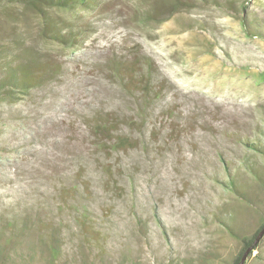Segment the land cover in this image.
Wrapping results in <instances>:
<instances>
[{
	"label": "rangeland",
	"instance_id": "374dc122",
	"mask_svg": "<svg viewBox=\"0 0 264 264\" xmlns=\"http://www.w3.org/2000/svg\"><path fill=\"white\" fill-rule=\"evenodd\" d=\"M7 4L0 0V78L16 33L62 69L23 99L0 102V210L36 214L24 200L41 194V211L61 228L55 264H233L264 222V0H97L52 10L64 32L82 30L67 49L44 43L37 20ZM141 56L160 72L151 83L142 64L127 83L114 75L112 64ZM97 113L127 119L121 126L136 128L143 144L121 155L135 193L100 189L84 227L60 214L57 190L76 180L81 162L84 178L103 186L81 146ZM30 241L10 251L9 264L49 262L48 253L32 258ZM244 264H264V236Z\"/></svg>",
	"mask_w": 264,
	"mask_h": 264
},
{
	"label": "trees",
	"instance_id": "16d2710c",
	"mask_svg": "<svg viewBox=\"0 0 264 264\" xmlns=\"http://www.w3.org/2000/svg\"><path fill=\"white\" fill-rule=\"evenodd\" d=\"M96 1L5 0V3H8L7 6L14 3V5L22 7L24 14H29L37 20L40 31L39 37L44 43L67 49L73 48L78 43L82 30L69 29L64 32L53 19L52 10L70 12L77 7L87 10ZM11 45L15 50L3 66V76L0 78V102H16L21 98L23 99L24 96L30 95L36 88L55 80L62 69V64L58 62L57 57L53 58L50 52L46 54L45 50L38 48L35 43L27 44L23 42L21 34H14ZM137 64H142L145 67L144 80L147 83H151L154 73L160 74L153 60L144 56H141L138 62L121 66L114 63L111 67L114 75L121 79L123 83H127L130 81V77L137 74L135 69ZM148 94H150L149 91ZM139 116L140 118L143 116L142 110L139 111ZM127 121V119H121L114 115L109 116L100 113L91 117L88 123L90 145L81 141V146L91 149L89 157L94 160L97 171L103 176V186H94L89 180H86L84 174L85 171L87 173V166L83 162L79 163V168L81 169L76 180L57 190L56 205L60 214L67 209L71 213L70 217L72 220L83 225L86 221H89L91 215L93 216L92 211L89 209V201H92L93 195L99 193L100 189L119 193L120 196L127 193V191H130L131 194L135 193L132 173L130 174L126 170L125 165L122 163L121 155L123 152H128L142 145L143 140L141 137L135 136L136 128L128 127L129 130H126V128L121 126ZM129 122H132V120ZM249 145L253 149H257L255 144L251 143ZM244 165L252 172L254 180L258 179V173L253 170V165L248 163V161ZM228 183L227 187H230L232 191H239V188L231 179ZM24 201L36 203L40 207L39 211L35 214L32 211L17 212L11 210L10 215V210H0V264H9L8 256H10V251L18 244L25 242L26 238L31 240L30 245L32 246L29 248V253L32 258H35L38 253H48L49 262L47 264H55L54 261L61 251L59 242L61 228L57 226L53 216L41 211L43 204L41 194L37 199L30 198ZM34 205L32 204V206ZM83 226L86 227L85 225ZM262 226H264V222L260 224L250 237L243 241L242 248L233 264L239 261L242 253L252 243ZM86 230L88 234L90 232L89 228ZM252 251L249 252L247 258L252 254Z\"/></svg>",
	"mask_w": 264,
	"mask_h": 264
},
{
	"label": "water",
	"instance_id": "95a60500",
	"mask_svg": "<svg viewBox=\"0 0 264 264\" xmlns=\"http://www.w3.org/2000/svg\"><path fill=\"white\" fill-rule=\"evenodd\" d=\"M264 235V226H262L260 228V230L258 231V233L256 234L254 240L252 241V243L244 250V252L242 253L239 261L236 264H244L247 256L249 254V252H251L253 250V248L258 244V242L260 241V239L262 238V236Z\"/></svg>",
	"mask_w": 264,
	"mask_h": 264
}]
</instances>
